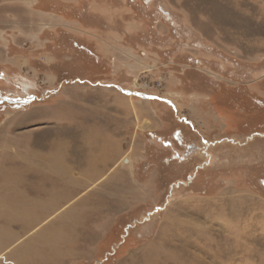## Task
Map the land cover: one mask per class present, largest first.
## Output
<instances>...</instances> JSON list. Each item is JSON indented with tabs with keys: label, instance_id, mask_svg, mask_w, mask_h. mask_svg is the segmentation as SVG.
<instances>
[{
	"label": "rangeland",
	"instance_id": "rangeland-1",
	"mask_svg": "<svg viewBox=\"0 0 264 264\" xmlns=\"http://www.w3.org/2000/svg\"><path fill=\"white\" fill-rule=\"evenodd\" d=\"M1 206L0 264H264V0H0Z\"/></svg>",
	"mask_w": 264,
	"mask_h": 264
},
{
	"label": "bare ground",
	"instance_id": "bare-ground-1",
	"mask_svg": "<svg viewBox=\"0 0 264 264\" xmlns=\"http://www.w3.org/2000/svg\"><path fill=\"white\" fill-rule=\"evenodd\" d=\"M0 210H2V211H6L7 210V207L5 206V208L4 207H0ZM1 212V211H0ZM1 214H2V212H1ZM7 216V215H6ZM37 221V220H36ZM28 222V221H27ZM38 223V222H37ZM30 225H32V223H26V224H24L23 223V226H25V230L28 228V227H30ZM33 225H36V224H33ZM15 235H13V234H11V235H8V233L6 234L4 231H1L0 230V240H6V246H9V245H11L14 241H15ZM52 238V237H51ZM51 238H50V240H51ZM42 242H43V240H42ZM34 244V246H35V244L36 243H33ZM31 246L32 245H30V246H28L27 247V249H29V247H30V250L32 249L33 250V248H34V246H33V248H31ZM42 250H45V249H42ZM47 250V249H46ZM47 253H51V252H49V251H46ZM53 253V252H52Z\"/></svg>",
	"mask_w": 264,
	"mask_h": 264
},
{
	"label": "water",
	"instance_id": "water-1",
	"mask_svg": "<svg viewBox=\"0 0 264 264\" xmlns=\"http://www.w3.org/2000/svg\"><path fill=\"white\" fill-rule=\"evenodd\" d=\"M124 162L127 163V160L124 159Z\"/></svg>",
	"mask_w": 264,
	"mask_h": 264
}]
</instances>
